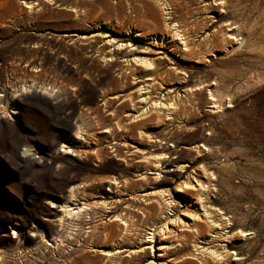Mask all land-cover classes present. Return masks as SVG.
I'll return each instance as SVG.
<instances>
[{"label": "rangeland", "instance_id": "rangeland-1", "mask_svg": "<svg viewBox=\"0 0 264 264\" xmlns=\"http://www.w3.org/2000/svg\"><path fill=\"white\" fill-rule=\"evenodd\" d=\"M0 264H264V0H0Z\"/></svg>", "mask_w": 264, "mask_h": 264}, {"label": "bare ground", "instance_id": "bare-ground-1", "mask_svg": "<svg viewBox=\"0 0 264 264\" xmlns=\"http://www.w3.org/2000/svg\"><path fill=\"white\" fill-rule=\"evenodd\" d=\"M30 9L32 10V6L30 7ZM144 63L146 64L147 62H144ZM44 88H45V87H44ZM44 91L47 92V91H49V89L46 87V88L44 89ZM141 92H142V90H141ZM143 101H145V100H143ZM82 135H83V134H82V131L78 129V131H77V139L81 138ZM162 158H163V154H159V155H157V156L154 157V160H153V161H151V160H148V161H149L150 163L154 164V165L157 167V166L160 164ZM114 184L117 185V182L114 181ZM161 194H162V193H161ZM69 199L74 200V194H73V192L70 193V197H69ZM81 210H82V208H78V212H80ZM78 212H77V213H78ZM77 213H73V212H72V209L70 208V206L66 203L65 205L62 206V214H63V216H62V218L59 220L60 223H62L63 220H64L65 218H67V217H75V216L77 215ZM159 220L162 221V222H164V221H165V217H160ZM166 221H167V220H166Z\"/></svg>", "mask_w": 264, "mask_h": 264}]
</instances>
